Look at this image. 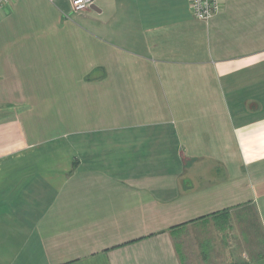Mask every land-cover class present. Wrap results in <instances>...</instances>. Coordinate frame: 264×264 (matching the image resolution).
<instances>
[{
  "label": "crops",
  "instance_id": "obj_1",
  "mask_svg": "<svg viewBox=\"0 0 264 264\" xmlns=\"http://www.w3.org/2000/svg\"><path fill=\"white\" fill-rule=\"evenodd\" d=\"M0 7V264H180L251 206L264 236V0Z\"/></svg>",
  "mask_w": 264,
  "mask_h": 264
},
{
  "label": "rangeland",
  "instance_id": "obj_2",
  "mask_svg": "<svg viewBox=\"0 0 264 264\" xmlns=\"http://www.w3.org/2000/svg\"><path fill=\"white\" fill-rule=\"evenodd\" d=\"M174 243L182 264H264V236L249 205L182 228Z\"/></svg>",
  "mask_w": 264,
  "mask_h": 264
},
{
  "label": "built area",
  "instance_id": "obj_3",
  "mask_svg": "<svg viewBox=\"0 0 264 264\" xmlns=\"http://www.w3.org/2000/svg\"><path fill=\"white\" fill-rule=\"evenodd\" d=\"M9 0H0L3 7ZM72 13H82L90 9L93 0H68ZM192 17L198 21H208L219 10L220 0H187Z\"/></svg>",
  "mask_w": 264,
  "mask_h": 264
},
{
  "label": "water",
  "instance_id": "obj_4",
  "mask_svg": "<svg viewBox=\"0 0 264 264\" xmlns=\"http://www.w3.org/2000/svg\"><path fill=\"white\" fill-rule=\"evenodd\" d=\"M90 10H92V11H94V12H99L98 9H97L94 5H92V6L90 7Z\"/></svg>",
  "mask_w": 264,
  "mask_h": 264
},
{
  "label": "trees",
  "instance_id": "obj_5",
  "mask_svg": "<svg viewBox=\"0 0 264 264\" xmlns=\"http://www.w3.org/2000/svg\"><path fill=\"white\" fill-rule=\"evenodd\" d=\"M220 214H222V213H220ZM220 214H218V215H220ZM223 214H226V213H223ZM218 215H212L213 217H217ZM203 219H205V218H202V219H199V220H203ZM180 258V257H179ZM180 263L182 264V261H181V259H180Z\"/></svg>",
  "mask_w": 264,
  "mask_h": 264
}]
</instances>
